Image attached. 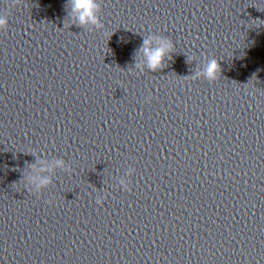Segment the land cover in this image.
<instances>
[{
    "label": "clouds",
    "instance_id": "clouds-1",
    "mask_svg": "<svg viewBox=\"0 0 264 264\" xmlns=\"http://www.w3.org/2000/svg\"><path fill=\"white\" fill-rule=\"evenodd\" d=\"M97 5L95 4V0H73V11L79 13V22L81 25L91 21L93 23L96 22L95 10L97 9ZM8 21L6 18H0V28L6 27ZM150 41L145 40L143 44L142 51L148 60V66L155 70L161 66L163 57L166 54V51L170 49V42H165L164 46L151 49L149 47ZM219 70L218 63L213 60L209 63L207 68V75L209 78H213L215 73ZM58 164L62 162L58 161ZM49 181L47 179H42L40 181L41 184H47Z\"/></svg>",
    "mask_w": 264,
    "mask_h": 264
}]
</instances>
